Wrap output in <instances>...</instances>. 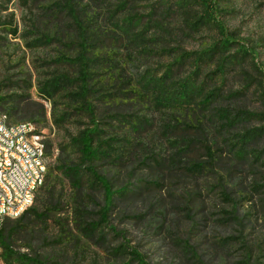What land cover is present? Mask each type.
<instances>
[{"label":"trees","instance_id":"16d2710c","mask_svg":"<svg viewBox=\"0 0 264 264\" xmlns=\"http://www.w3.org/2000/svg\"><path fill=\"white\" fill-rule=\"evenodd\" d=\"M38 1L24 0V3L29 12L31 29L40 31L38 24L44 28L41 36L32 40V44L40 41L36 45H51L49 58L43 61L49 62V65L55 64V67L44 73L37 85L50 102L51 110H48L44 102L33 99L28 93L33 86L32 79L22 78L9 82L8 87L14 89L10 94H1L0 90V112L6 113L11 121L9 114L21 111L25 114L22 121L37 125L47 122L50 112L57 127H65L76 114H86L92 119L88 125L75 132H69L66 128L68 136L56 145L54 140L45 141L48 157L53 156L54 145L57 154L53 162L49 163L45 183L39 188L34 204L20 216L6 217L1 223L2 260L5 264H74L79 254L80 241L86 239L87 242L90 240L99 246H106L109 254L122 264H129L125 259L131 255L133 257L130 261L144 264L138 250L127 251L128 246L123 243L113 245L121 233L115 226L109 227L112 223L111 216L124 200L135 196L140 198L145 191H154L163 184L156 179L141 181L140 186L135 188L137 190H134L130 183L123 181L121 156L112 154L115 151L111 143L113 138H105V130L95 120L100 109L96 101L106 103L119 95L133 98V103H137L149 97L156 107L166 109L167 131L175 132L179 125H183L182 131L172 139L176 151L169 161H181L195 141L197 132L203 133L206 138L204 132L207 129L203 123L208 126V123H214L220 126L221 133L228 135L224 137V144L236 157L245 159L250 154L254 158L252 163H255L260 160L263 151L259 153L255 149L251 153L247 148L264 141V112L241 113L239 109L234 112L230 107L222 106L219 98L223 84L220 85L218 80L222 79L225 83L229 71L236 72L238 66L246 65L253 53L240 43L239 48H234L237 40L229 34L222 19L226 11L222 0H154L152 13L156 12L161 17L180 13L187 16L186 21L192 29L213 26L221 36L209 47L199 51L141 49L147 53L168 52L171 60L160 63L157 68L145 69L138 76L137 84H132L131 77L128 81L132 86L127 89L125 84L129 82L125 81L127 78L121 72V60L117 62L118 59L115 58V55L121 56L122 53L112 51L116 50L113 43L125 37L126 47L131 49L132 45L138 47L144 40L150 24L147 22L142 26L141 16L126 9L133 8V4L141 0H131V5L130 0H118L113 7L101 6L104 9L101 13L100 10H95L96 7L109 0H87L86 3L83 0H53L51 5L42 9L46 17L36 13ZM3 7L5 6L1 1L0 39L8 34L17 35L19 31L15 14H3V10H6ZM64 15L70 17L71 21L61 20ZM116 16L118 18L114 21ZM140 27L142 29L138 30ZM31 29L26 32L35 33ZM112 33L116 36H112ZM117 64L119 69L115 72ZM213 64L217 68L208 71ZM255 65L258 67V64ZM241 69V74L249 73L244 70L245 67ZM260 73L263 75L260 83L264 87V70L260 69ZM246 80L248 78L245 77ZM109 87L116 90L110 92ZM242 92L243 90L236 92L231 97H238ZM98 94L100 95L97 96ZM207 110L212 111V119L209 121L205 116ZM252 118H260L263 123L247 128V123ZM147 121L149 119L145 118L142 124L136 125L135 131L139 128L137 126L142 127ZM237 127L244 131L233 132ZM213 146L210 141L204 144L205 155L210 161L217 159ZM110 158H113L108 164L110 167L105 168L106 164L103 163ZM163 160V157L154 158L153 163L161 166L164 164ZM102 161L104 162L100 163ZM188 161L190 164L183 169L191 175L202 172L208 166V161ZM142 162L148 165L147 168L152 167L146 161ZM107 227L112 230L113 235L110 237ZM21 249L27 250L21 252ZM52 250L55 251L51 252ZM60 258L64 259L63 263L57 262Z\"/></svg>","mask_w":264,"mask_h":264},{"label":"rangeland","instance_id":"374dc122","mask_svg":"<svg viewBox=\"0 0 264 264\" xmlns=\"http://www.w3.org/2000/svg\"><path fill=\"white\" fill-rule=\"evenodd\" d=\"M1 1L5 6L3 8H6L3 14L13 12L15 23L19 28L17 35L8 34L7 37L0 39L1 94L13 92L14 89L8 87L9 82L22 78L32 79L33 86L28 93L33 99L44 102L50 111L51 104L39 91L37 85L44 73L55 67V64L49 65V62L43 61L49 58L51 45H36L40 44V41L32 44V40L40 37L44 28L38 24L37 28L40 31L31 29L29 12L24 0ZM117 1L109 0L95 10H100L101 13L103 8L113 7L116 5L115 2L125 0ZM153 1L141 0L133 4L130 0V5L133 4L134 7L126 8L141 16L142 26L147 22L148 25L150 24L142 43L138 47L132 45L131 49L126 47L125 37L113 43L116 50L112 51L122 53L121 56L115 55V58L118 59L117 62L121 60V72L127 78L125 81L132 77L133 85L137 84L138 76L145 69L157 68L160 63L164 64L171 60L168 52L147 53L142 52L141 49L163 51L170 48L187 52L199 51L209 47L221 36L218 29L213 26L192 29L186 21L187 16L180 13H171L164 17L156 15V12L152 13ZM52 2L53 0H39L36 4V13L46 17L42 9ZM82 2L86 3L87 0ZM222 4L226 8L222 19L229 34L237 40L234 48H239L240 44H243L253 56L248 58L246 65L238 66L236 72L229 71L225 83L222 79H218L219 84H223L219 102L222 106L230 107L234 112L238 109L241 113L264 112V87L260 83L263 77L260 69L264 70V0H222ZM117 18L118 16L114 21ZM63 19L66 22L71 21L66 15L61 20ZM109 26L112 27V24ZM27 29L35 33H28ZM141 29L142 27L138 28ZM112 36L116 35L112 33ZM254 63L258 64V67ZM243 67L249 72L248 74H241L239 69ZM215 68L217 66L213 64L207 70ZM118 69L117 64L115 72ZM245 77L248 80L245 81ZM128 82L125 84L127 89L132 86L130 81ZM108 85L111 83L108 82ZM109 88L110 92L116 90ZM242 90L238 97H231L232 94ZM132 100L134 99L118 95L106 103L96 101L100 109L95 120L105 130V138H113L111 143L115 151L112 154L121 156L123 181L130 183L134 190H137L135 188L140 186L141 181L153 179L159 180L163 186L154 191H145L144 196L140 198L135 196L121 203L111 216L112 223L109 225V227L115 226L121 233V236L116 237L113 245L123 243L128 246L127 251L138 250L144 259V264H246L248 262L264 264V164H262L264 141L247 148L251 153L255 149L259 153L263 151L260 160L252 163L254 159L252 155L240 159L230 151V148L224 144V137L228 135L221 133L218 124L208 123L210 124L208 126L207 123H203L207 129L204 132L206 138L203 133L197 132L186 156L179 162L169 161L176 151L172 139L182 131L183 125H179L177 131L169 132L166 130L168 124L164 113L166 109L156 107L149 97L137 103H133ZM211 112V110L205 111L207 121L212 119ZM24 115L21 111L9 114L12 122L22 121ZM145 118H148L149 122L147 121L142 127L137 126L139 128L135 131L136 125L142 124ZM91 119L86 114H76L64 125L65 127H57L49 112L47 122L39 123L37 128L43 135L44 141L54 140L56 145L68 136L67 129L70 130L69 132H75L76 129L88 125ZM259 119L252 118L247 123V128L261 125L263 121ZM190 131H193V128H190ZM240 131L244 130L240 127L233 130V132ZM206 141L214 144L216 160L210 161L205 155ZM55 145L49 163L53 162L57 154ZM158 157L164 158L165 165L162 163L158 166L153 163L154 158ZM112 160L113 158H110L105 163L104 161L100 163L106 164L105 168H108ZM188 160L208 161V166L202 172L191 175L183 169L190 164ZM142 161H146L152 167L147 168L148 165L143 164ZM109 227H107L108 237L113 235ZM105 247L83 239L80 241L79 254L74 264H122L121 261L113 258ZM26 250L21 249V252ZM132 257L133 255L128 256L125 259L126 263L138 264L137 261H130ZM63 260L60 258L57 262L63 263Z\"/></svg>","mask_w":264,"mask_h":264},{"label":"built area","instance_id":"2783aa9c","mask_svg":"<svg viewBox=\"0 0 264 264\" xmlns=\"http://www.w3.org/2000/svg\"><path fill=\"white\" fill-rule=\"evenodd\" d=\"M49 166L46 144L37 124L11 122L0 112V225L16 218L35 202ZM0 243V264L2 260Z\"/></svg>","mask_w":264,"mask_h":264}]
</instances>
